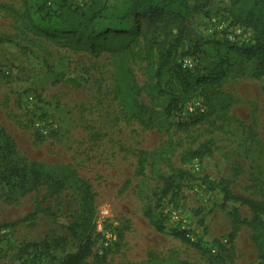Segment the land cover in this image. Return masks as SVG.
<instances>
[{
  "label": "rangeland",
  "instance_id": "obj_1",
  "mask_svg": "<svg viewBox=\"0 0 264 264\" xmlns=\"http://www.w3.org/2000/svg\"><path fill=\"white\" fill-rule=\"evenodd\" d=\"M86 2L75 0L78 6ZM2 5L7 10L0 9V37L10 43L0 45V126L29 160L74 166L95 193V225L101 213L108 211L109 225L118 234V242L99 256L95 227V246L86 264H257L251 228L236 224L237 219L250 221L251 211L236 202L223 206V193L211 189L205 180L226 179L236 195L264 200V66L235 52L228 54L219 43L196 50V38L188 39L179 60L191 56L200 76L226 60L224 79L212 87H197L186 97L206 98L209 105L204 117L184 125L165 117L162 97L143 94L140 102L153 109L161 122L147 129L116 97L112 53L94 57L86 49L60 47L34 36L21 18L22 0H0ZM222 16H212L199 26L207 39L223 44L226 36L240 45L251 41V32L239 36L216 29L212 19ZM137 19L130 0H110L98 30L132 31ZM140 23L145 29V21ZM127 57L138 84L144 87L151 66L143 36ZM208 144L212 154L183 162L187 153ZM141 152L148 154L147 162L144 175H137ZM160 158L170 160L173 170ZM174 170L188 172L192 178H175L176 189L162 197L163 178ZM48 193L43 187L21 197L0 184V225L28 216L35 202ZM79 204V196L69 189L48 197L43 207L50 213L34 223L0 229V264H60L67 254L75 253L78 242L65 226L77 221ZM167 209L179 214L185 227L180 231L203 251L172 235L180 226L164 222L165 232H158L145 215L148 210L158 215ZM60 238L66 240L64 248L56 247L54 241ZM47 240L54 248L41 257L33 245Z\"/></svg>",
  "mask_w": 264,
  "mask_h": 264
},
{
  "label": "trees",
  "instance_id": "obj_2",
  "mask_svg": "<svg viewBox=\"0 0 264 264\" xmlns=\"http://www.w3.org/2000/svg\"><path fill=\"white\" fill-rule=\"evenodd\" d=\"M22 1L25 12L21 18L27 31L34 36L47 39L60 47L74 45L86 49L94 57H99L103 52H110L115 56L116 97L129 114L147 129L160 126L161 122L153 109L140 102L143 94L151 99L162 97L165 117L175 118L180 106L196 98L191 95L186 99L197 87L203 85L212 87L224 79L223 67L226 66V60H222L214 69L202 76L198 75L196 68L193 70L182 68V60H179L180 49L188 39L196 38V50L201 51L203 45L219 43L228 49V54L235 52L242 58L254 60L257 66H264V0H130L138 19L136 28L127 32L98 30V22L102 21L108 11L110 0H87L83 6L76 5L75 0ZM0 9L7 10L3 5ZM13 14L18 15L16 12ZM212 16H222V19L229 21L231 26H239L251 32V41L240 45L231 43L226 36L223 44L207 39L199 26ZM141 20L145 21V29L140 23ZM139 36L144 37L146 59L151 66L149 79L144 87L138 84L127 57ZM5 43L10 41L0 37V45ZM70 81L77 84L75 80ZM203 99L208 109V99ZM188 123L190 122L181 124ZM210 154L212 148L208 144L201 150L187 153L183 157V162L201 160ZM147 156L146 152L140 153L137 175H144ZM159 160L166 162L173 170L170 160L167 158ZM173 172L172 176L163 178L165 187L161 191L162 197L176 189L175 178L181 180L192 178L188 172L176 170ZM205 183H209L213 190L220 189L223 193V206L229 202H236L249 208L253 218L246 222L237 219L236 224H244L251 228V241L257 250V264H264V200L236 195L231 183L226 179H221L219 183L205 180ZM0 184L10 186L12 192L21 197L38 193L43 187L48 188V197L58 196L69 189L73 190L80 199L78 219L65 228L76 239L78 247L75 253L67 254L60 264L87 263L95 246L92 240L97 215L95 193L91 184L79 175L74 166L29 160L18 150L16 142L6 129L0 126ZM48 197L37 200L28 216L11 224L0 225V229L34 223L40 215L49 214L50 211L43 207ZM145 215L158 232H165L163 212L154 215L148 210ZM237 229L238 226L234 233ZM172 235L186 244L195 245L186 232L173 230ZM54 242L56 247L64 248L66 240L60 238ZM195 247L203 251L199 246ZM33 248L40 249L39 256L44 257L45 254H50L54 245L47 240L40 246L33 245Z\"/></svg>",
  "mask_w": 264,
  "mask_h": 264
},
{
  "label": "built area",
  "instance_id": "obj_3",
  "mask_svg": "<svg viewBox=\"0 0 264 264\" xmlns=\"http://www.w3.org/2000/svg\"><path fill=\"white\" fill-rule=\"evenodd\" d=\"M212 23L216 29L220 31L229 30V32H234L236 35L242 36L244 29L239 26H232L226 23L221 18H213ZM234 36V35H233ZM230 36V40L235 41L234 37ZM247 39V38H246ZM182 68L185 70H193L196 67V61L192 57H186L181 61ZM207 113V104L203 98L196 97L180 106V109L176 112L175 119L178 122L186 123L194 121ZM165 222L176 224L177 227L180 226L179 230L185 229L181 226V221L179 214L176 211H169L168 209L163 211ZM109 212L104 211L101 213L99 220L96 222V232L98 236V243L96 246V253L99 256H104L105 253L110 250L114 244L118 242V234L115 228L109 225ZM184 231V230H182ZM216 253V250H212Z\"/></svg>",
  "mask_w": 264,
  "mask_h": 264
}]
</instances>
